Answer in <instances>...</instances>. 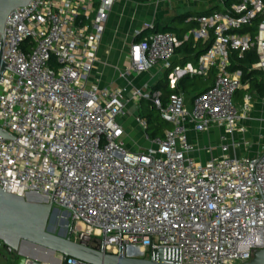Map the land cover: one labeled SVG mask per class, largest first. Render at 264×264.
Instances as JSON below:
<instances>
[{
	"label": "built area",
	"instance_id": "built-area-1",
	"mask_svg": "<svg viewBox=\"0 0 264 264\" xmlns=\"http://www.w3.org/2000/svg\"><path fill=\"white\" fill-rule=\"evenodd\" d=\"M116 1L30 0L9 14L0 32V187L53 201L106 253L151 259L162 247L182 264L249 261L264 249V152L236 154L250 145L251 96L242 112L234 98L246 71L264 72V0H215L219 9L187 17L183 38L155 31L131 43L126 79L157 65L172 71V88L185 76L213 78L191 107L182 92L164 106L161 92L129 79L115 89L93 81ZM184 42L211 44L195 64L173 66ZM248 53L256 61L233 68V55ZM144 98L172 128L133 150L119 119ZM137 121L146 130L147 120ZM215 124L225 130L221 155L201 161L189 128Z\"/></svg>",
	"mask_w": 264,
	"mask_h": 264
},
{
	"label": "water",
	"instance_id": "water-1",
	"mask_svg": "<svg viewBox=\"0 0 264 264\" xmlns=\"http://www.w3.org/2000/svg\"><path fill=\"white\" fill-rule=\"evenodd\" d=\"M29 2L30 0H0V32H3L11 11ZM1 63L0 77L7 67L2 60ZM0 134L7 136L1 128ZM53 203L25 198L0 187V242L13 254L15 264H68L69 259L90 264H182L170 258L168 249L162 247L154 251L151 259L126 258L106 253L104 249L93 245L92 243H99L89 235H83L79 241H74L70 236L56 234L51 229V222L60 210ZM66 215L68 214L65 213ZM67 227L70 232L74 231L68 220ZM51 252L57 253L58 257L52 258L51 263L43 262ZM241 264H264V249L255 251L249 261Z\"/></svg>",
	"mask_w": 264,
	"mask_h": 264
},
{
	"label": "crops",
	"instance_id": "crops-1",
	"mask_svg": "<svg viewBox=\"0 0 264 264\" xmlns=\"http://www.w3.org/2000/svg\"><path fill=\"white\" fill-rule=\"evenodd\" d=\"M212 6H209L205 9L211 8ZM165 15L166 13L162 8L161 0L157 1L155 4L152 2V0H150L147 3H139L135 0H117L112 8L109 19L107 21L106 31L98 52L99 62L94 72L93 81L102 87H110L113 89L128 86L129 83L127 79L129 78L126 79L125 77H123V73L130 66V61L128 58L129 48L131 43L135 41L136 32L147 28V26L154 25L155 22H159L164 25L168 24V22H164ZM185 22L187 23L186 20ZM169 24L171 23L169 22ZM190 26L191 24L187 23V27L185 28V31L180 33L182 38L185 32L190 28ZM174 33L177 34L179 38H181L178 32H174ZM186 56H187L186 52L177 53L173 60V66H183L186 63H192V64L196 63L197 60L195 61L189 60L185 64H182L180 61L184 59ZM168 70L169 69H164L161 65H157L152 69H150L149 71L141 74L131 73L130 76L136 75L138 77L137 83H134L132 79L129 80L138 87H148L149 89L152 90V87L155 86L165 76ZM244 70L246 71L247 69ZM169 72H170L169 90H174L175 92L184 93L186 97L187 105L191 107L194 97L203 90L200 89V86L198 87L190 86L185 88L181 84L182 80L184 78L193 79V78H202V77H198V76L182 77L177 82L176 87L172 88L170 86V76L172 71L169 70ZM246 73L249 72L246 71ZM246 73H245V78L248 79V83L244 88L238 90L243 92L244 97L243 98L237 97L235 94V98L243 102V104L245 101V97L247 95H250L251 98L255 96L257 98H262L259 95L257 88L253 87L252 83L254 80L251 79L252 77H255L256 80L260 79L261 77L259 75V72L256 73L251 78L246 77ZM261 73L264 74V72L260 71V74ZM202 79L208 80V82L206 83H209V85L206 88H208L210 85L213 84V78H209V79L202 78ZM157 91L161 92V94L164 92V90L162 89ZM128 96H130V94ZM259 100L253 102L249 111V116L254 106L258 103ZM130 106L132 109L134 108V106H138V105L135 103H131L129 104L128 108ZM138 115H140V113ZM120 122L122 123L123 119H120ZM224 132H225L224 127H220L216 124L212 125L208 130L203 132H196L195 130H193L192 127H190L188 132L189 138L192 142L196 144L198 149L195 155L201 161H207L208 159H210L212 155L220 156L221 155L220 149L216 151V153L214 152V150L210 153L208 151V148H212L209 146H212L213 143L215 142L217 143L216 144L217 146L218 144L221 145V135ZM130 149L132 148L130 147ZM133 150H137V149H133ZM234 153H235L234 150H231L229 152V154H234ZM236 154H238V150H236ZM241 156H245V155H241Z\"/></svg>",
	"mask_w": 264,
	"mask_h": 264
},
{
	"label": "rangeland",
	"instance_id": "rangeland-1",
	"mask_svg": "<svg viewBox=\"0 0 264 264\" xmlns=\"http://www.w3.org/2000/svg\"><path fill=\"white\" fill-rule=\"evenodd\" d=\"M157 1L159 0H152L154 4ZM214 3H216L215 0H161L162 8L166 13L164 22H168V23L170 22L171 25L176 27L177 29H185L187 27V23L185 21L172 20V19H174L175 16L180 15L186 11L201 12L203 9L212 6ZM129 79L130 80L132 79L134 83H137L138 77L136 75H131ZM200 82H201L200 89L202 90H204L209 85V83H206L202 80ZM251 99H252L251 106L253 102H255L256 100L259 99L261 100H259L258 103L254 106L249 118L245 120V125L249 130L248 133L246 134V138L250 141V145L248 148L241 147L238 149V155L240 156L241 155L251 156V155H256L258 152H262V153L264 152V97L257 98L255 96ZM235 103L239 111L242 112L243 102L235 98ZM150 112L153 114L158 113L154 105L149 101V99L146 98H144L143 102L140 101L138 106H134V108L132 109L131 106L129 108L127 107L125 115H122V117L120 118L123 119L122 124L125 128V135L123 136V140L127 145V147L129 148L131 147L132 149L142 150L143 148H147L150 145V141L146 138L148 134L144 129H142V127L138 124L137 121V117L139 113L142 116L143 114ZM170 128H172V126L169 123L165 126L164 131ZM216 144L217 143L215 142L213 143L212 146H209L212 147L215 153L220 149L221 146L219 144L217 146ZM55 207L60 211L54 215L51 222V229L54 233L61 234L67 237L68 230H70V228L67 227V220H70V218L64 216L63 214V212L65 211L64 208H61L56 205ZM63 219H67V220H63ZM73 240L75 241V239ZM9 255H13V254L12 253L8 254L7 250H5L1 244L0 264H13L14 262L11 263L9 260H6L7 258H5ZM57 257H58L57 253L51 252L49 257L43 262L51 263L52 258L56 259Z\"/></svg>",
	"mask_w": 264,
	"mask_h": 264
},
{
	"label": "trees",
	"instance_id": "trees-1",
	"mask_svg": "<svg viewBox=\"0 0 264 264\" xmlns=\"http://www.w3.org/2000/svg\"><path fill=\"white\" fill-rule=\"evenodd\" d=\"M139 3H147L150 0H135ZM228 3H230V1H228ZM220 5L219 4H214L211 8L208 9H203L201 12H196V11H187L186 13L177 15L174 17V19L172 20H179V21H185L186 18L188 16H190L191 14H208L213 10L219 9ZM155 31H162V32H178L179 34L183 31H185V29H177L176 27L172 26L171 24H161L159 22H155L153 27H147L145 29H142L140 31V33L138 35L135 36V41H139L140 39H142L144 36H146L147 34L151 33V32H155ZM180 37L182 38L181 34ZM210 42L209 43H197L196 45L194 44V42H184V44L182 45V47H180L177 50V53L180 52H186L187 56L182 59L180 62L182 64H185L187 61H195L198 59V57L204 53L208 47L210 46ZM256 61V57L254 55V53H248L246 55H244L243 57H240L238 54H234L232 57V62H233V68L235 67H239L242 69H247V65L249 63L255 62ZM170 70V69H169ZM169 70L167 71V73L165 74V76L155 85L152 87V91H157V90H164V92L162 93V102L164 106H167L168 101H169V97L170 95L175 92L174 90H169ZM259 72L260 75V79L256 80L254 76L256 73ZM246 77L251 78L253 81L252 85L253 87L257 88L258 93L261 97H264V74H260V71H252L250 74L246 73ZM204 81V82H208V80H203L202 78H184L182 80V85L187 88L190 86H195L198 87L201 85L200 81ZM236 96L237 97H244L243 92L238 91L236 92ZM142 102L144 101V99L141 100ZM151 102V100H149ZM155 107V106H154ZM156 108V107H155ZM156 110L158 111V113H146L143 114L142 116L147 120L148 122V127L146 128V133L148 134V136L150 138H155V137H159V136H163L165 131L164 128L167 124H169L168 122H166L165 120L162 119L159 110L156 108ZM141 115V114H140Z\"/></svg>",
	"mask_w": 264,
	"mask_h": 264
},
{
	"label": "flooded vegetation",
	"instance_id": "flooded-vegetation-1",
	"mask_svg": "<svg viewBox=\"0 0 264 264\" xmlns=\"http://www.w3.org/2000/svg\"><path fill=\"white\" fill-rule=\"evenodd\" d=\"M67 236H70L71 239H75V241H79L81 239V236L79 234H76L74 231L73 232H70V230H68ZM7 253L8 254H11L9 252H7ZM5 258H7L6 260H8V259H11V258H14V257H13V255H9V256H7Z\"/></svg>",
	"mask_w": 264,
	"mask_h": 264
}]
</instances>
